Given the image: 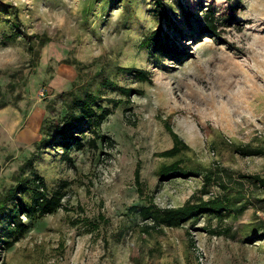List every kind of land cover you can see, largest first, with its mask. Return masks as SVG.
I'll use <instances>...</instances> for the list:
<instances>
[{
    "label": "rangeland",
    "instance_id": "374dc122",
    "mask_svg": "<svg viewBox=\"0 0 264 264\" xmlns=\"http://www.w3.org/2000/svg\"><path fill=\"white\" fill-rule=\"evenodd\" d=\"M157 1L0 0V201L31 169L47 198L62 196L40 219L21 211L29 229L9 249L0 242V262L264 264V240L249 234L264 231V190L248 182L236 217L147 229L152 212L223 195L212 185L203 196L202 177L168 168L264 179V157L235 153L264 143V0H159L171 28ZM207 12L218 36L202 29ZM160 30L165 50L151 55L142 40ZM80 98L111 114L99 127L83 116L65 150L52 126L82 116Z\"/></svg>",
    "mask_w": 264,
    "mask_h": 264
},
{
    "label": "trees",
    "instance_id": "16d2710c",
    "mask_svg": "<svg viewBox=\"0 0 264 264\" xmlns=\"http://www.w3.org/2000/svg\"><path fill=\"white\" fill-rule=\"evenodd\" d=\"M156 3L158 4L157 7L159 17L168 19L167 15L164 13V10L160 6V1L158 0ZM203 19V31L206 34L218 36V28L213 14L207 12L203 15ZM168 26L171 28V22L169 19ZM160 32L161 30L148 37L149 34H152L149 33L142 40L143 47L149 49L151 55L159 54L165 50V40L168 37L164 33L160 34ZM45 43L46 41L41 40L40 46H43ZM122 70H124V72L136 74L140 81H144L147 78V73L139 69L124 68ZM130 91L131 90H125L124 92L127 96H129ZM78 102L81 103V107L83 108L82 116L75 115L73 112H68L61 118L60 121L52 126V128L55 130V134L59 138L57 143L59 144L58 146L65 148V150L71 144L79 143V134L83 133V129L80 127L83 116H87L89 118L94 117V126L99 127L105 118L111 114L109 109H99V106H97V110L101 111L99 114H97L96 111H94L90 107V104H88L86 101L80 98L78 99ZM46 134H48V137L41 139L39 142L38 146L40 148H48L52 144V135L50 130H48V133ZM183 148L185 147L180 143L175 142L173 151L179 152V150ZM173 151L168 155L175 154ZM235 153L241 157H264V143L258 144L256 146H237L235 148ZM31 164L32 159H29L27 161V165H29L30 168ZM167 174H174L177 175L174 178L183 179L188 177H202L203 183L200 192L203 196L209 194V187L212 185L217 186L223 195L221 194L222 196H219L221 199H218V197H212L203 201L201 198H199L194 204L191 200H187L183 207L178 209H163L152 212L150 215L151 217H149L151 224L149 227H147L149 230L153 228H159L161 226L179 227L186 221L192 220L202 215L216 216L221 219L224 216H228L230 210L233 211L232 214H234L233 216L236 217L238 214H241L242 211L249 205L248 198L246 199V197H244L245 195L242 194L244 190V184L246 182L251 184L256 190H264V179L259 175H238L237 177H233L232 174L228 173L227 171H221L215 174L211 172L199 174L187 172L176 167L168 168L165 175ZM31 175L32 178L30 179ZM17 181L18 182L16 185L11 187L7 191L3 200L0 201V230L2 232L0 242L4 249H9L12 247L14 243L29 229L28 224L20 217L22 210L24 217L29 219H40L46 215L52 214L61 206V194L55 193L50 198H47L45 184L35 170L31 169V172L28 176L24 177L23 180L17 179ZM233 187L237 189L234 191L232 190ZM232 191H234L233 194ZM17 194L26 196L27 200L24 201L23 197H18ZM262 200L264 201V199ZM135 209L142 214L147 212L144 207H135ZM260 223L264 229V221ZM249 234L252 236L250 238H257L258 241L264 240V231L257 233L256 229H252L251 233ZM0 264L6 263L1 260Z\"/></svg>",
    "mask_w": 264,
    "mask_h": 264
}]
</instances>
